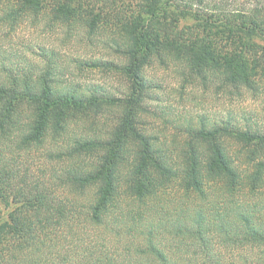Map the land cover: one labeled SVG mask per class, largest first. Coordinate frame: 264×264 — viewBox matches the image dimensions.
I'll return each mask as SVG.
<instances>
[{
    "label": "trees",
    "instance_id": "1",
    "mask_svg": "<svg viewBox=\"0 0 264 264\" xmlns=\"http://www.w3.org/2000/svg\"><path fill=\"white\" fill-rule=\"evenodd\" d=\"M77 34L122 94L64 61ZM153 65L264 101V0H0V264H264V113L178 120L175 146Z\"/></svg>",
    "mask_w": 264,
    "mask_h": 264
},
{
    "label": "rangeland",
    "instance_id": "2",
    "mask_svg": "<svg viewBox=\"0 0 264 264\" xmlns=\"http://www.w3.org/2000/svg\"><path fill=\"white\" fill-rule=\"evenodd\" d=\"M99 5V3L97 4ZM97 6V8H99ZM31 33V32H30ZM20 35H28V29L22 28L19 31ZM37 35V33H35ZM62 36H58V41H52L53 44L58 46V50L61 51L64 61L70 64L76 73L82 74L81 80L85 85L102 86L111 92H118L116 95L123 93L125 89V81L120 76H117L114 71H109L103 68L91 69L89 67L78 70L75 68L77 62L74 59H89L94 60L97 57H102L105 53L104 50L96 46H91L86 43L85 37L79 36L73 37L69 43H63L61 40ZM65 41V40H64ZM112 59L116 60V57L110 55ZM88 60V61H89ZM146 74L154 82L160 83V89L154 90V97L156 100H152L151 105L164 108V112L159 114L157 117L152 115H144L147 126L151 128V131L155 133L160 132L164 138L174 140L173 145L178 146L184 140L187 135L183 130L179 132L175 126L176 122H180L183 119H192V121H198L202 115L207 116L209 119L219 118L225 116L228 112L237 113L238 115L244 113V111H250V108H256L264 113V101L262 97H255L254 99L250 94H243L241 97L237 96H225L220 94L214 86L204 87L200 82L189 83L183 80L181 74L174 72L173 69L168 67H162L160 65H153L148 67ZM78 79V78H77ZM259 85H263L264 80H259ZM206 122V121H205ZM112 121H108V126ZM101 124V123H100ZM95 128V126H93ZM230 141V150L232 153L237 152L239 145L233 139ZM243 166V165H242ZM245 189L248 188L247 182L245 183ZM182 189L181 183L169 184L167 190L173 194L179 192ZM262 194H264V182L260 183ZM221 250V248H220ZM224 255L227 256H238L241 254H249V248L245 250H236L232 252V249H222ZM245 252V253H244ZM253 252V251H252Z\"/></svg>",
    "mask_w": 264,
    "mask_h": 264
}]
</instances>
